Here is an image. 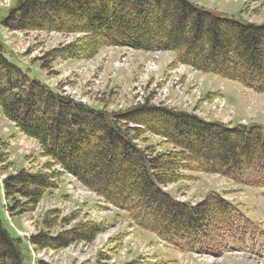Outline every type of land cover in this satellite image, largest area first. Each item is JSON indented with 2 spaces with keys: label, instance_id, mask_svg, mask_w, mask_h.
Instances as JSON below:
<instances>
[{
  "label": "trees",
  "instance_id": "obj_1",
  "mask_svg": "<svg viewBox=\"0 0 264 264\" xmlns=\"http://www.w3.org/2000/svg\"><path fill=\"white\" fill-rule=\"evenodd\" d=\"M99 1L101 6L95 0H17L2 26L75 35L73 42L47 53L51 60H87L107 47L165 51L174 56L172 66L184 65L264 95V24L188 0ZM0 110L21 134L38 143L41 157L52 162L43 171L20 170L3 180L6 209L13 214L33 211L47 191L57 188L58 166L125 212L131 224L181 251L220 256L229 242L254 231L238 208L218 194L191 206L164 188L185 180L184 172L263 186L261 126L208 122L148 100L117 112L92 108L30 80L4 58L1 45ZM157 118L162 121L156 124ZM145 134L161 142L148 145ZM161 146L172 149L162 152ZM77 216L73 213L71 221L62 224ZM54 220L44 219L43 230L29 237L36 250L86 244L107 228L84 220L52 235L47 230L56 225ZM0 264H28L21 239L11 237L1 222ZM128 264L152 263L139 257Z\"/></svg>",
  "mask_w": 264,
  "mask_h": 264
},
{
  "label": "rangeland",
  "instance_id": "obj_2",
  "mask_svg": "<svg viewBox=\"0 0 264 264\" xmlns=\"http://www.w3.org/2000/svg\"><path fill=\"white\" fill-rule=\"evenodd\" d=\"M16 1L0 0L2 55L30 80L46 85L51 91L92 108L113 112L148 100L157 106L190 113L201 119L221 121L230 127L242 122L244 126L254 124L264 128V96L243 88L237 82L201 73L184 65L172 66L174 56L170 52L107 47L87 60H51L47 56L51 49L73 42L76 36L3 28L2 21ZM188 1L228 17L240 15L248 22L264 24V0ZM95 4L101 6L99 0H95ZM211 93L220 94L223 100L205 97ZM161 121L160 118L155 120L156 124ZM143 138L148 145L161 142L160 138L150 134L143 135ZM189 138L192 139L191 136ZM160 149L164 152L172 148L161 146ZM51 163L49 158L41 157L38 143L21 134L0 110V222L9 235L13 238L23 237L28 242L29 237L43 230L44 219H55L56 225L47 230L52 235L84 220L104 223L107 227L91 242L70 245L63 250H36L29 244L36 256L34 259L29 254L26 242L22 241L25 262L28 264L30 260H42L48 264H128L142 257L145 251L156 257L159 264H260L242 255H224L220 260L194 253L180 252V256L175 248L159 242L154 235L138 228L131 229L125 212L106 204L58 166H54V171L60 173L57 188L47 191L33 211L13 214L7 210L3 180L20 170L31 173L43 171L45 165ZM184 176L185 180L165 187L171 196L194 206L208 195L218 194L257 227L254 237L246 235L232 248L240 252L264 250V189L244 186L218 174L184 172ZM261 187L264 188V185ZM73 213H78L77 218L71 223L62 224V220L71 221ZM212 216L220 219L216 213Z\"/></svg>",
  "mask_w": 264,
  "mask_h": 264
},
{
  "label": "crops",
  "instance_id": "obj_3",
  "mask_svg": "<svg viewBox=\"0 0 264 264\" xmlns=\"http://www.w3.org/2000/svg\"><path fill=\"white\" fill-rule=\"evenodd\" d=\"M7 218H9V217H7ZM8 220V219H7ZM8 222L10 223L11 221H9L8 220ZM18 236V235H17ZM19 237V236H18ZM21 239H23L24 240V238L23 237H20ZM27 240L25 239V242H26ZM181 255V254H180ZM224 258V256L222 257V259Z\"/></svg>",
  "mask_w": 264,
  "mask_h": 264
},
{
  "label": "built area",
  "instance_id": "obj_4",
  "mask_svg": "<svg viewBox=\"0 0 264 264\" xmlns=\"http://www.w3.org/2000/svg\"><path fill=\"white\" fill-rule=\"evenodd\" d=\"M260 264H262L261 262H259Z\"/></svg>",
  "mask_w": 264,
  "mask_h": 264
}]
</instances>
